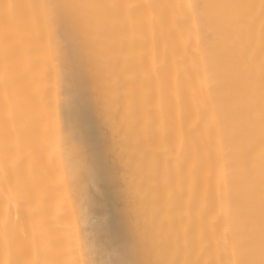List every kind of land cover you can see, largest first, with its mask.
Listing matches in <instances>:
<instances>
[{
  "label": "snow or ice",
  "instance_id": "obj_1",
  "mask_svg": "<svg viewBox=\"0 0 264 264\" xmlns=\"http://www.w3.org/2000/svg\"><path fill=\"white\" fill-rule=\"evenodd\" d=\"M37 31L75 161L60 181L85 229L72 259L38 219L25 159L9 164ZM190 62L206 136L177 108ZM0 195L6 264H264V0H0ZM209 216L224 224L211 235Z\"/></svg>",
  "mask_w": 264,
  "mask_h": 264
},
{
  "label": "bare ground",
  "instance_id": "obj_2",
  "mask_svg": "<svg viewBox=\"0 0 264 264\" xmlns=\"http://www.w3.org/2000/svg\"><path fill=\"white\" fill-rule=\"evenodd\" d=\"M20 87L29 98V118L20 134L19 140L15 136L12 142L17 144L13 158L9 164H14L17 157L24 158L26 167L32 172L41 187L39 200L42 212L38 219L42 222L46 233L61 245L65 257L72 259V249L76 246V237H83L85 229L80 223L78 213V199L73 196L70 200L64 195L61 177L67 176L75 161L67 154V147L59 139V133L54 130L58 117L63 116V108L57 101L56 73L45 59L44 43L37 31L26 58L18 69ZM186 84L177 100L178 111L185 102L190 105L186 123L200 126V131L206 136V131L200 123L203 106L206 100L203 90L202 74L197 66L191 64L185 74ZM106 186L102 185L104 190ZM8 210V202L0 195V215ZM15 212V205L11 209ZM103 214L102 212L100 213ZM21 225L30 224L33 217L27 215L25 207L20 210ZM114 229L117 227L115 222ZM224 227L222 221H215L211 216L207 218L209 235L213 230L219 231ZM93 230L89 227V231ZM201 258L205 261L213 259L212 253H204ZM7 256L0 250V264H6Z\"/></svg>",
  "mask_w": 264,
  "mask_h": 264
}]
</instances>
